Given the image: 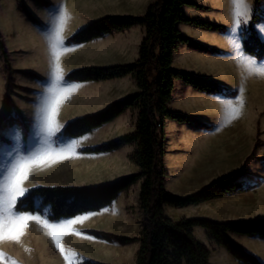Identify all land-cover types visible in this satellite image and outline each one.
<instances>
[{"label":"rangeland","instance_id":"1","mask_svg":"<svg viewBox=\"0 0 264 264\" xmlns=\"http://www.w3.org/2000/svg\"><path fill=\"white\" fill-rule=\"evenodd\" d=\"M46 1L47 5L41 6L33 0H0V30L9 54V63L13 69L12 76L16 85L11 92L13 99L11 116L3 121L0 127V171L17 154L28 155L45 146L46 135L41 131L36 118V109L44 95V90L51 83L52 57L49 37L63 10L66 8L71 17L63 31L66 44V40L73 33L89 22L108 14H141L152 0ZM20 5H23L29 14L20 10ZM257 9L264 15V0ZM262 22H264V16ZM143 34L144 28L137 26L121 34L106 35L89 43L68 45L73 50L60 57L64 80L65 75L73 69L87 65H108L130 58ZM4 82L3 62L0 59V109L5 92ZM69 83L80 87L60 108L58 121L63 126L73 118L103 109L110 101L120 97L131 85L128 80ZM177 83L179 88L182 81ZM250 87L244 85L243 91L241 90L243 101L249 98L248 92H254V95L248 99L250 102L248 106L242 108L246 115L227 122L228 128L219 137L211 143L200 145L198 149L189 148L192 146L191 143L187 146L184 141L178 144V140L175 139L179 135L178 129H174L173 125L178 126L179 123L175 121L166 123L165 187L167 190L184 196L220 177L214 172L226 171L221 168L222 161L233 153L226 151V148L219 149L217 145L229 148L233 145L231 139L244 141L249 136L254 144L257 129L260 130V137L264 140V99L258 88L264 91V77H260V80L257 78ZM236 92L238 94V91ZM135 116V110L127 111L114 122L84 136L78 138L61 136L64 143L69 139L82 140L73 149V157L54 163L43 170L34 169L24 186L29 189L39 185H95L113 181L124 174L133 172L134 165L128 159V155L134 150L133 145L101 155L82 154L79 149L111 140L128 132L133 127ZM232 124L238 126L237 129L240 131H237L236 136L230 135L233 129ZM84 137L87 139H83ZM258 155L264 158V146L259 148ZM217 165L218 169H216ZM263 175L264 161L251 162L246 178L251 182H261L260 177ZM139 186L140 180L128 191L121 193L109 206L98 212L83 214L89 218L73 225V230L82 235H67L62 240L67 250L77 254L72 258L73 264H82L84 261L99 264L134 263L138 243L120 245L94 237L88 232L102 231L129 237L138 235L142 228ZM234 203L233 198H223L183 209L166 208L165 214L174 220L183 217L224 220L235 216V212L229 209V205ZM44 211L46 212V209ZM41 216L46 217L45 214ZM194 234L210 250V264H228L224 260L221 248L205 237L203 229L196 228ZM85 236L93 237V239L84 238ZM0 252L5 254L9 264L11 261H15L16 264H67L47 234V230L36 222L30 223L19 243L11 241L0 243Z\"/></svg>","mask_w":264,"mask_h":264},{"label":"trees","instance_id":"2","mask_svg":"<svg viewBox=\"0 0 264 264\" xmlns=\"http://www.w3.org/2000/svg\"><path fill=\"white\" fill-rule=\"evenodd\" d=\"M41 6L46 0H33ZM262 0H255V10L247 25L241 28L242 50L258 62L264 61V40L258 35L255 25L263 21V13L257 8ZM208 10L196 0H152L145 12L135 14H108L89 22L73 33L66 45H80L113 33H120L135 26L144 28L139 44L138 58L129 63L113 65H87L69 71L68 82H103L130 76L138 90L112 101L105 108L69 120L61 133L66 138H78L113 122L127 111H136L134 130L96 145L81 147L86 155L108 154L133 145L128 159L138 170L117 179L95 185H39L29 188L31 195L22 210L30 214L46 215L50 220H63L98 212L109 206L118 196L140 180L139 207L142 228L138 235L129 237L102 231L88 233L99 239L120 245L138 243L133 264H210V250L194 235L195 227L202 228L207 238L222 246L241 264H263L253 254L244 250L229 237L230 233L256 236L264 239V217L248 221H217L205 217H183L174 220L165 214L166 208L183 209L199 205L226 195L254 189L258 182H251V162L264 161L258 155L264 140L257 129L256 140L249 155L234 172L222 175L188 195H177L165 187L167 172L166 123L192 124L196 119L169 108L177 81L193 89L210 93H225L235 97L236 91H226L219 84L202 77L177 70L173 67L176 53L181 46L206 53H220L186 37L178 25L186 23L205 30L224 33L227 27L186 14L184 8ZM20 10L29 14L23 5ZM0 59L3 62L4 89L0 109V127L11 116L12 89L16 87L9 63V54L0 30ZM18 207L20 205L18 204ZM46 209V212L44 211ZM82 264H99L84 261Z\"/></svg>","mask_w":264,"mask_h":264},{"label":"crops","instance_id":"3","mask_svg":"<svg viewBox=\"0 0 264 264\" xmlns=\"http://www.w3.org/2000/svg\"><path fill=\"white\" fill-rule=\"evenodd\" d=\"M196 1L201 5L208 7L209 9L199 10L196 8L185 7L184 10L186 14H188L191 17H197L203 20L211 21L213 23L225 25L227 27V30L224 33H220L216 31L205 30L186 23H180L178 27L186 37L204 46L218 49L220 53L210 54L198 50L189 49L187 48V46L184 45L181 46L178 52L176 53L173 61V67L177 70L185 71L189 74L202 77L209 81H213L219 84L220 86H222L226 91H233V90L238 91V94L235 97H230L227 96L225 93L210 94V93L198 91L193 89L192 86L190 85H185L183 82L180 84V87L178 88L177 86L178 83L176 82L173 98L169 102L168 106L174 112L184 113L189 117L196 119V122L192 124H179L178 126L173 125L174 129L176 130L178 129L177 131L179 133V135L175 139L178 140V144L184 141V144H186L187 146H190L191 143L192 146H190L189 148L194 147L195 149H198V147L200 145H203L204 143L205 144L211 143L216 137H219L228 128L229 125L227 124V116H226V111L223 107V103L228 102L233 104L235 107L239 108L240 105L237 103V101H239V99L241 98L243 91L242 89L244 88V85L250 87L253 81L256 82L257 78H259L260 80V77H262L260 75L250 74L249 66L245 62L246 59L247 58L254 59L257 62V65H264V61L258 62L254 57L245 54L243 50L242 51L237 50L229 43L230 38H235L238 35L239 43L242 48L241 37H240L241 28L244 25H247L251 19V16L255 8V0H247L248 5H250L251 7L250 19L247 20V23H241L238 33H233L231 31V29L233 28L234 20H233L232 6L230 4V0H196ZM120 14H127V13H120ZM128 14H132V13H128ZM135 15H140V14H135ZM256 25H264V22L258 23ZM256 25H255V29L258 35L264 40V36L261 35ZM32 26L33 28H36V26L34 25ZM136 27L137 26L133 28ZM121 33L123 32L113 33V34H121ZM142 38L138 41L137 47L135 48V51L133 52L130 58L113 64L129 63L136 60L138 58L139 44ZM113 64H108V65H113ZM121 80H128L131 85L127 90L125 89L126 91H124L120 97L114 100L120 99L138 90L135 81L130 76L121 79L111 80V81H121ZM103 82H109V81H103ZM73 83H87V82H73ZM258 88L260 90L262 98L264 99L263 89H261L260 87ZM253 95L254 92H248L247 94L249 98L252 97ZM249 98H247V100L244 101L243 107L248 106V104L250 103L248 100ZM112 101H110L107 104V106ZM122 115H120L119 117H121ZM243 115L246 114L241 110L239 116L242 117ZM135 120H136V116L133 119V127L128 132L134 130ZM168 122L169 121H167V123ZM231 126L233 129L230 135L236 136L237 133L240 132L239 129H237L238 126L234 124H232ZM231 140L233 145L232 147L229 146V148L225 146L222 147V145L216 144L219 149L226 148V151L229 150L233 154L229 155L226 159H223L222 161L221 168L225 169L226 171L222 172L216 170L214 172L215 175L222 176L236 171L241 166L244 158L251 151L253 140L250 138V136L244 139V141L242 140L240 141V139L237 140L236 138H233ZM220 143L221 142H219V144ZM216 169H218V165ZM137 170L138 168L134 165L133 172H136ZM260 178H261V182H258L259 184H257V186L252 190L226 195L221 198L212 199V200H221L223 198H229V199L233 198L235 200L234 204L229 205V209L235 212V216L233 215L232 217H229L227 219L217 220V221H248L259 217H264V175ZM212 220H216V219H212ZM196 228H200V227H195V229ZM205 237L207 238V236ZM229 237L236 244L241 246L247 252L253 254L261 263L264 264V239H260L256 236L250 237V236L238 235L234 233H230ZM199 241L204 244L203 241L201 240ZM219 247L222 250L221 252L224 257V260H226L228 264H241L234 257L232 258L225 248H223L222 246Z\"/></svg>","mask_w":264,"mask_h":264},{"label":"snow or ice","instance_id":"4","mask_svg":"<svg viewBox=\"0 0 264 264\" xmlns=\"http://www.w3.org/2000/svg\"><path fill=\"white\" fill-rule=\"evenodd\" d=\"M230 4L234 20L231 31L238 33L241 23H247V20L250 19L251 7L248 5L247 0H230ZM70 19L71 17L65 8L58 17L49 37L52 57L51 83L44 90V95L36 109V118L41 131L46 135L45 146L28 155L17 154L0 171V243L4 241L19 243L26 234L30 223L36 222L47 230V234L51 237L56 249L63 255L67 264H73L72 258L76 257L77 254L67 250L62 244V240L67 235H82L73 230V225L83 222L89 217L81 215L63 221H55L38 214L27 213L22 208L31 195L30 190L24 185L30 179L33 170H43L54 163L72 158L73 149L82 142L81 139H69L64 143L61 140L63 125L58 121L59 111L63 103L70 99L72 93L80 87L64 80L60 66L61 55L73 50L65 44L63 38V31ZM256 27L264 36V25H256ZM229 43L237 50L242 51L238 35L235 38H230ZM245 62L249 66L250 74L264 77V65H257V62L252 58H247ZM237 103L240 105L239 108L228 102L223 103L227 122L239 118L244 104L242 96ZM58 133L60 135H57ZM83 139H87V137ZM18 204L20 207H18ZM84 238L93 239L90 236ZM0 264H9L8 259L2 252H0ZM11 264H16V262L11 261Z\"/></svg>","mask_w":264,"mask_h":264}]
</instances>
